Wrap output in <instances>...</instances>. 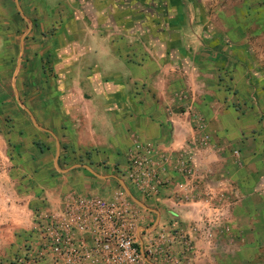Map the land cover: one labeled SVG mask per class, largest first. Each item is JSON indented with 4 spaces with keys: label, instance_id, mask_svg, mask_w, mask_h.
I'll return each mask as SVG.
<instances>
[{
    "label": "rangeland",
    "instance_id": "rangeland-1",
    "mask_svg": "<svg viewBox=\"0 0 264 264\" xmlns=\"http://www.w3.org/2000/svg\"><path fill=\"white\" fill-rule=\"evenodd\" d=\"M28 30L22 53L21 38ZM89 46L112 49L118 60L135 64L176 63L180 69L173 70V109L189 108L198 113L207 109L210 114L219 111L226 124L238 127V140L206 139L218 124L216 118L207 121L202 116L194 117L196 127L202 129L201 142L205 139L214 143L211 148L206 144L196 150L192 163L194 172L205 171L212 178L218 179L222 173L232 175L229 181H211V186L220 191L212 202L225 208L221 214L225 220L233 210L238 222V180L233 176L238 175V168L245 167L243 159L254 153L257 156L252 159V172L256 176L264 174V0H0V132H27L20 142L45 148V140L35 138L37 128L24 108L32 109L43 126H58V113H62L59 86L65 91L74 85L81 70L79 57ZM86 59L88 64L94 61ZM195 64L200 75L197 71L186 73V68ZM98 79L100 94H121L107 84L116 81L109 75L100 74ZM151 85L149 88L146 83L143 89L151 90ZM137 88L127 85L125 91L136 96ZM106 100L109 104L108 97ZM14 138L19 140L9 139ZM51 145V154L37 156L40 161L33 166L37 174L31 185L19 180L23 172L14 173L15 186L3 183V190L15 188L24 194L15 201H29L32 208H1L0 264H95V254H86L80 263L73 255L48 250L53 240L50 224L64 226L81 218L72 226V236L83 239L89 248L109 233L95 227L86 209L64 208L80 195L125 207L117 208L118 219L126 224L151 264L180 261L183 254L176 242L177 229L163 230L158 225L160 192L172 184L170 171L174 165L159 164L153 154L155 158L151 157L147 165L150 173L144 175L133 163L138 150L128 154L122 165L121 161L111 164L108 159L90 162L65 144L58 168L53 162V141ZM141 154L145 157L149 152ZM216 155L232 168H225ZM79 163L108 177L100 180L86 168L72 169ZM22 166L19 164L24 170ZM70 168L74 175H60ZM179 168L184 171L187 167ZM0 169L4 171L5 165L0 163ZM170 206H164L167 221L172 215Z\"/></svg>",
    "mask_w": 264,
    "mask_h": 264
},
{
    "label": "crops",
    "instance_id": "crops-1",
    "mask_svg": "<svg viewBox=\"0 0 264 264\" xmlns=\"http://www.w3.org/2000/svg\"><path fill=\"white\" fill-rule=\"evenodd\" d=\"M85 52L79 57L78 65L81 70L74 85L65 91L59 86L62 113H58L60 119L58 126H43L38 122L32 109L27 107L42 127L40 129L33 123L37 128L34 129L35 138L44 139L47 144L45 148H39L34 143L28 145L20 142V138L27 132L21 130L17 131L18 134L0 132V163L6 168L4 171L0 169V214L1 208H32L29 201H15V197L20 199L24 194L15 188L9 192L3 190V183L11 182L15 186L17 181L15 174L23 172L19 180L31 185L33 176L37 174L32 170L33 166L40 161L37 156L51 154L52 141L56 150L53 161L56 166L57 159L56 167L61 161L60 151L65 144L72 152L80 153L90 162L108 159L111 164L121 161L122 165H125L128 154L136 150H142V153L148 150L149 154L146 156L148 161L151 157H156L159 164L174 165L175 170L171 168L170 171L172 184L160 192L158 225L162 226L163 230L173 227L177 229V233L190 237L191 249L183 254L182 258H178L179 264H264V174L256 176L252 172L254 163L252 159L257 153L249 158L245 157L243 159L245 167L238 168V175L236 173L233 176L234 181L238 180V222L233 210L225 220L221 216L222 212L226 211L225 208H218L216 203L212 202L213 198L219 196L220 191L211 186V181H229L232 175L222 173L218 179L212 178L208 172H194L192 164L196 159V150H201L206 144H210L211 148L214 143L205 139L201 142L202 129L196 127L194 117L202 116L207 121L216 118L218 124L213 126L214 130L206 139L238 140V127L226 124L219 111L210 114L207 109L201 110L203 111L201 113L189 108L179 111L173 109L174 99L171 94L175 72L173 70L180 69L174 62L170 65L169 63L163 65L158 61L135 64L118 60L112 49L100 50L92 46ZM87 57L94 61L88 64ZM102 62L104 66L101 65ZM186 69L188 74L195 71L198 74L200 70L196 64ZM100 74L109 75L116 80L107 84L115 87L114 91L121 94H114L115 92L113 95L100 94L101 91L96 86ZM146 83L149 88L151 83L154 84L153 87L151 85V90L143 89ZM165 83L168 84L167 87ZM156 84L160 87H155ZM127 85L138 86L136 96L127 95L125 91ZM45 97L44 94L42 96V100L45 101L42 102L44 108L48 105ZM106 97L110 101L109 104ZM16 100L21 105L17 91ZM1 106L4 107L5 104ZM51 122L54 124L53 120ZM27 131L33 132L32 129ZM12 137L19 140L9 139ZM219 158L226 164L225 168H232L225 163L221 155H216V159ZM208 160L209 158L204 159L202 163ZM19 164L23 165L24 170ZM181 165L187 168L182 171L179 168ZM73 168H76L75 165ZM79 168L81 167H77ZM164 169L167 168L164 166ZM162 174L166 175L165 172ZM60 175L69 177L74 175V172L71 169L62 170ZM95 175L100 180L108 177ZM54 176L56 179L59 177ZM90 190L94 191V188ZM168 203H171L169 209L172 210L170 221H167L168 217L164 214L166 210L164 206ZM170 224L173 226L169 227Z\"/></svg>",
    "mask_w": 264,
    "mask_h": 264
},
{
    "label": "built area",
    "instance_id": "built-area-1",
    "mask_svg": "<svg viewBox=\"0 0 264 264\" xmlns=\"http://www.w3.org/2000/svg\"><path fill=\"white\" fill-rule=\"evenodd\" d=\"M141 152L143 151L138 150L137 156L133 157V163L142 169V174L148 175L150 173V169H147L148 159L146 156L142 157ZM64 208L86 209L95 227L101 228L102 231L109 230V233L106 237L96 241L94 247L89 248L83 239H74L72 236V226L74 223H79L81 218L64 226L50 224L49 230L53 240L50 241L48 250L52 253L64 256L73 255L80 263L85 261L86 254L89 256L95 254L97 255L96 258L94 257L95 264H149V257L142 246L134 240L126 224L120 223L118 219L117 208L125 207H118L115 202L80 195ZM177 234H179V239L176 242L180 245L182 254H185L191 249L190 238H186L182 233Z\"/></svg>",
    "mask_w": 264,
    "mask_h": 264
},
{
    "label": "water",
    "instance_id": "water-1",
    "mask_svg": "<svg viewBox=\"0 0 264 264\" xmlns=\"http://www.w3.org/2000/svg\"><path fill=\"white\" fill-rule=\"evenodd\" d=\"M18 3V1H17ZM17 8L18 10L21 12V9H20V5L17 4ZM29 32V30L22 36L21 38V52L23 53L24 52V39H25V36L27 35V33ZM26 112L30 115L33 123L40 129H42V127L37 123L36 119L34 118V116L30 113L29 109L25 108ZM56 163V166H57V159L55 161ZM74 167V166H73ZM75 167H83V168H87L89 169L90 171H92L93 173H95L89 166L85 165V164H77L75 165ZM71 169V168H70ZM70 169H66V170H70ZM96 174V173H95ZM148 263L151 264V262L148 260Z\"/></svg>",
    "mask_w": 264,
    "mask_h": 264
}]
</instances>
